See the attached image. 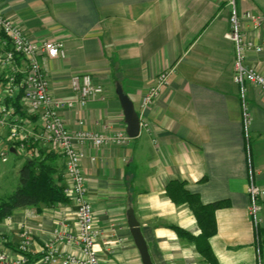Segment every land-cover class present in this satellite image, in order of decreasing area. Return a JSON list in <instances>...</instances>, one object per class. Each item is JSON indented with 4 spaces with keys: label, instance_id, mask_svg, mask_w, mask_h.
I'll use <instances>...</instances> for the list:
<instances>
[{
    "label": "crops",
    "instance_id": "crops-1",
    "mask_svg": "<svg viewBox=\"0 0 264 264\" xmlns=\"http://www.w3.org/2000/svg\"><path fill=\"white\" fill-rule=\"evenodd\" d=\"M235 6L240 16H261L256 27L244 18L243 29L260 47L245 53V64L264 73V0ZM0 11L31 40L63 43L64 56L40 59L55 98H76L73 74L88 73L102 86L96 99L60 112L70 130L126 131L118 90L139 115L155 76L168 71L167 85L144 110L148 129L122 145L85 146L87 198L104 230L95 245L99 264H143L127 223L130 208L153 264H212L205 247L217 264H264V195L255 228L246 190L250 177L264 187V90L247 83L243 91L233 80L227 0H0ZM51 150L63 184L64 161ZM173 179L204 204L226 201L215 209L213 235L204 238L189 205L168 195ZM55 229L76 233L72 200L15 209L0 221V250L16 256L26 232L33 264H41L48 241L80 254L78 245L56 239Z\"/></svg>",
    "mask_w": 264,
    "mask_h": 264
},
{
    "label": "built area",
    "instance_id": "built-area-1",
    "mask_svg": "<svg viewBox=\"0 0 264 264\" xmlns=\"http://www.w3.org/2000/svg\"><path fill=\"white\" fill-rule=\"evenodd\" d=\"M231 8L229 29L225 38L235 45L233 60V80L244 91L247 83L257 85L264 90V73L245 64L248 50H260V47L246 36L243 19H250L254 27L260 24L261 16L245 12L241 16L236 11L235 0H227ZM0 31L5 38L0 41V160L6 161L7 151L30 155L26 144L30 140L38 141L45 148L57 149L64 161L63 193L76 204L75 234L55 229L56 239L65 238L67 243L79 246L80 254L63 253L48 241L44 244L41 264H99L95 249L97 239L104 230L95 224L94 212L87 198V183L81 160L85 155V146L96 147L122 145L130 139L125 130H110L104 133L83 127L73 131L65 124L60 112L73 107L75 102L85 105L89 100L99 97L103 88L93 81L88 73L73 74L70 84L76 98H55L49 90V81L41 66L42 57L54 58L64 56L61 41H33L24 29L0 11ZM168 83V71L158 73L142 97L139 117V130L148 129L149 122L144 110L161 94ZM22 91L20 111L14 104L19 91ZM243 117L245 125L250 121L249 108L243 99ZM24 112V114H20ZM34 124L38 125L33 129ZM82 124V122H80ZM6 149V151H5ZM249 197V214L257 228L261 210L260 199L264 187L255 184L252 177L247 184ZM30 237L21 234L17 244V255L11 256L0 250V264H33L29 254ZM259 264H263L259 261Z\"/></svg>",
    "mask_w": 264,
    "mask_h": 264
},
{
    "label": "trees",
    "instance_id": "trees-1",
    "mask_svg": "<svg viewBox=\"0 0 264 264\" xmlns=\"http://www.w3.org/2000/svg\"><path fill=\"white\" fill-rule=\"evenodd\" d=\"M5 36L0 31V41ZM22 91L20 90L14 102L17 111L22 107ZM20 114H24L21 112ZM30 155H22L23 161L18 170V186L7 196L0 198V221L12 214V212L24 206H33L40 203L52 205L65 202L68 198L63 193L62 178L59 175L56 164V154L51 149H46L38 141L30 140L26 144ZM166 191L176 203L186 202L193 211L202 236L208 238L216 232L215 209L224 205L226 201L219 200L210 203H202L196 194L189 192L184 183L177 179L170 180L166 185ZM179 235H189L185 230L172 226ZM209 258L212 264H217L209 247L201 250Z\"/></svg>",
    "mask_w": 264,
    "mask_h": 264
},
{
    "label": "water",
    "instance_id": "water-1",
    "mask_svg": "<svg viewBox=\"0 0 264 264\" xmlns=\"http://www.w3.org/2000/svg\"><path fill=\"white\" fill-rule=\"evenodd\" d=\"M118 93L124 109L125 122L127 126L126 132L130 137H135L139 134L138 114L135 112L131 100L126 95H124L121 90H118ZM11 151H13V148H11ZM127 215V223L133 236L134 242L140 252L143 264H153L148 253L147 244L141 232L140 225L136 220L131 208L127 210Z\"/></svg>",
    "mask_w": 264,
    "mask_h": 264
},
{
    "label": "rangeland",
    "instance_id": "rangeland-1",
    "mask_svg": "<svg viewBox=\"0 0 264 264\" xmlns=\"http://www.w3.org/2000/svg\"><path fill=\"white\" fill-rule=\"evenodd\" d=\"M0 95L2 88L0 85ZM6 151V149H5ZM7 160H0V198L12 193L18 186V170L22 164L21 153L7 151Z\"/></svg>",
    "mask_w": 264,
    "mask_h": 264
}]
</instances>
